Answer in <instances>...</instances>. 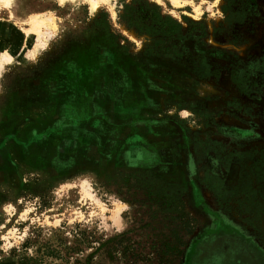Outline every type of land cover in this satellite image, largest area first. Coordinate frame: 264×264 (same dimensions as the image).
<instances>
[{
	"label": "rangeland",
	"instance_id": "obj_1",
	"mask_svg": "<svg viewBox=\"0 0 264 264\" xmlns=\"http://www.w3.org/2000/svg\"><path fill=\"white\" fill-rule=\"evenodd\" d=\"M127 5L184 36L139 34ZM0 21V264L135 263L123 234L138 264H190L218 214L264 244V0H0Z\"/></svg>",
	"mask_w": 264,
	"mask_h": 264
},
{
	"label": "flooded vegetation",
	"instance_id": "obj_2",
	"mask_svg": "<svg viewBox=\"0 0 264 264\" xmlns=\"http://www.w3.org/2000/svg\"><path fill=\"white\" fill-rule=\"evenodd\" d=\"M199 67L198 70L202 71L201 69H209L210 64L202 63ZM169 186L170 184H166L162 187L166 194L165 189ZM182 199L181 194V202ZM243 225L245 228L233 222L228 215L215 216L196 234L190 250V264H264V244L261 238L247 224Z\"/></svg>",
	"mask_w": 264,
	"mask_h": 264
},
{
	"label": "trees",
	"instance_id": "obj_3",
	"mask_svg": "<svg viewBox=\"0 0 264 264\" xmlns=\"http://www.w3.org/2000/svg\"><path fill=\"white\" fill-rule=\"evenodd\" d=\"M151 9V13L143 12L140 8H137L133 5H127L124 9L122 14V18L130 28H134L136 32L139 34H149L151 37L160 36L161 38H170L171 40H176L184 36L183 34V26L182 24L174 19L171 16H163L156 7H152L147 5ZM133 13V14H132ZM165 190H167L166 194L169 198L172 199L175 203H181L180 201V193L181 189L176 186H169ZM176 217L182 218V220L186 217V214L183 210H177ZM171 238L174 237L175 239H169V242L175 243L178 245L180 243L181 237H179L178 233L172 232ZM111 242L115 245H111V249L113 251H117L122 249V252L127 257H133L135 263L132 262L131 264H138L139 260L146 261L148 258L146 254L143 252V247L139 244L138 241H134L128 235H121L119 239L118 236L116 238H112ZM119 243L120 248H116V245ZM118 245V246H119ZM175 247V246H174ZM170 247L171 249L160 251L159 253L160 258L165 261H171L172 259L178 257L180 255L181 250L179 248ZM71 252L75 250V247H69ZM70 250H68L70 252ZM51 251L53 253H60V249L58 247L52 248ZM141 261V262H142ZM173 261V260H172Z\"/></svg>",
	"mask_w": 264,
	"mask_h": 264
},
{
	"label": "bare ground",
	"instance_id": "obj_4",
	"mask_svg": "<svg viewBox=\"0 0 264 264\" xmlns=\"http://www.w3.org/2000/svg\"><path fill=\"white\" fill-rule=\"evenodd\" d=\"M3 1L7 5H11V2H12V0H3ZM60 1L65 2L67 0H60ZM86 1H88L91 4V8H95L98 6L100 0H86ZM38 16H40V15L37 14V15L31 17V19L29 21L31 26H29L28 29H25V32L34 34L37 38V41H41V37L43 34L42 33V26H44V22H43V19L41 17H38ZM0 55H1L0 56V68H1L5 63L11 62L12 56L7 51H5V52L3 51Z\"/></svg>",
	"mask_w": 264,
	"mask_h": 264
},
{
	"label": "crops",
	"instance_id": "obj_5",
	"mask_svg": "<svg viewBox=\"0 0 264 264\" xmlns=\"http://www.w3.org/2000/svg\"><path fill=\"white\" fill-rule=\"evenodd\" d=\"M5 25H7V22H2V21H0V26H1V27L5 26ZM75 74H76V73H75ZM77 74H78V75H79V74L81 75L82 72H78ZM77 74H76V75H77ZM79 80H81V79H79ZM51 83H52V80H51V79L48 80V83H47L48 86L51 85ZM37 91H38V90H37ZM37 91L34 92V98H33V100H36V98H37L38 95H40V96L44 95L45 97H46V96H49V97H50L51 90H49V89H45V90L42 89V90H41L42 93H40V94H38L39 91H38V92H37ZM43 98H44V97H43ZM37 100H41V99L38 98ZM0 140H2V135H0ZM0 149H2V148H0ZM2 154H3V152H0V155H2Z\"/></svg>",
	"mask_w": 264,
	"mask_h": 264
}]
</instances>
